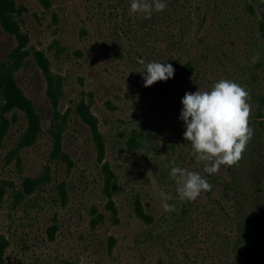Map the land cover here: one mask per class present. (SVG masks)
<instances>
[{
    "label": "rangeland",
    "instance_id": "374dc122",
    "mask_svg": "<svg viewBox=\"0 0 264 264\" xmlns=\"http://www.w3.org/2000/svg\"><path fill=\"white\" fill-rule=\"evenodd\" d=\"M15 1L32 53L15 75L41 130L27 143L29 117L0 91L1 264H264V0H163L149 19L130 12L131 0ZM17 45L0 22V61ZM35 49L63 76L61 116ZM149 62L171 64L173 77L145 87ZM221 79L249 93L253 136L237 165L209 175L179 115L186 92ZM82 101L116 173L117 213ZM60 121L71 161L55 154ZM172 167L200 173L211 191L181 200ZM27 177L43 181L28 192Z\"/></svg>",
    "mask_w": 264,
    "mask_h": 264
},
{
    "label": "clouds",
    "instance_id": "9594fccd",
    "mask_svg": "<svg viewBox=\"0 0 264 264\" xmlns=\"http://www.w3.org/2000/svg\"><path fill=\"white\" fill-rule=\"evenodd\" d=\"M163 0H131L130 12L143 13L149 19L153 10L163 11ZM171 64L149 62L145 65L144 86L173 77ZM249 93L240 84L221 79L210 91L186 92L181 100L179 119L185 125L183 138L191 143L192 155L204 162V172L218 173L221 166L232 167L243 158L253 136L249 126L251 105ZM170 176L177 180V192L181 200L195 201L201 192L211 191V184L200 173L180 167H172ZM163 196L164 194L161 193ZM165 199H172L165 196ZM165 211H174L175 206L165 203Z\"/></svg>",
    "mask_w": 264,
    "mask_h": 264
},
{
    "label": "trees",
    "instance_id": "16d2710c",
    "mask_svg": "<svg viewBox=\"0 0 264 264\" xmlns=\"http://www.w3.org/2000/svg\"><path fill=\"white\" fill-rule=\"evenodd\" d=\"M44 3H49V0H42ZM22 6H18L15 0H0V22L5 30L16 35L18 45L12 50L8 59L0 61V91L4 97L7 108L19 107L24 110L29 117L30 127L26 131L24 138L27 143H31L36 139L37 134L41 130V116L37 111L34 101L24 92L16 78V71L22 66L25 58L31 51L27 48L29 36L22 29L21 16ZM33 55L43 69L47 79V92L55 106L57 116H61L59 104L64 93L63 76L56 73L51 67V61L44 50L35 49ZM80 116L90 124L94 135L96 136L100 146L99 160L103 162V171L105 175L104 193L108 198L107 207L114 213H117L115 201V188L117 185V177L115 171L110 166V163L105 160V144L102 139V133L99 130L98 117L90 109V105L82 101L78 105ZM59 130L56 133L55 154L62 156L65 160H70L69 154L63 151L62 136L64 129V121L58 122ZM9 126L8 119L4 120L3 130ZM135 144H139V139L134 138ZM71 161V160H70ZM41 177H27L25 181L26 188L33 191L36 186L42 183ZM142 214L144 212L142 211ZM3 249H0V264L3 261Z\"/></svg>",
    "mask_w": 264,
    "mask_h": 264
}]
</instances>
